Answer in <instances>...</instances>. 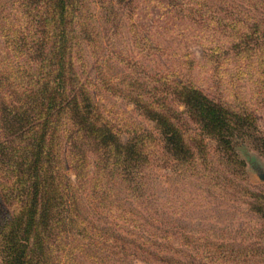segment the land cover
Instances as JSON below:
<instances>
[{
  "label": "trees",
  "instance_id": "obj_1",
  "mask_svg": "<svg viewBox=\"0 0 264 264\" xmlns=\"http://www.w3.org/2000/svg\"><path fill=\"white\" fill-rule=\"evenodd\" d=\"M186 23L202 32L217 99L194 81L201 66L188 51L154 65L168 51L159 29L182 35ZM86 59L97 83L83 78ZM246 80L264 101V0H0L2 264H203L226 251L209 242L204 255L195 236L169 234L153 175L232 189L264 218V191L241 182L237 153L248 143L264 156V131L237 93ZM99 90L154 130L116 123Z\"/></svg>",
  "mask_w": 264,
  "mask_h": 264
},
{
  "label": "rangeland",
  "instance_id": "obj_2",
  "mask_svg": "<svg viewBox=\"0 0 264 264\" xmlns=\"http://www.w3.org/2000/svg\"><path fill=\"white\" fill-rule=\"evenodd\" d=\"M180 29L182 35L177 32H164L161 29L156 33V40L165 44L168 51L160 54L154 65H165L172 61L171 58L176 60L183 51H188L191 58L201 66L194 72V81L206 93L217 99L220 94L213 84L214 80L211 79L212 71L209 66L202 67L207 59L200 44L201 30L187 23L182 24ZM83 63H86L81 67L84 80L89 84L97 83L93 61L86 59ZM229 79L231 78L216 76L215 80L227 83ZM98 92V101L112 113L116 123L128 125L129 129L154 130L155 124L143 117L131 102L104 90ZM237 93L241 96L240 104L245 105L244 108L256 115L258 125L264 131V101L253 95L252 82L246 80L239 83ZM207 143L217 158L216 143L212 140H208ZM237 153L244 162L243 170L241 169L244 172L243 180L237 179L254 190L264 191V156L248 143H240ZM158 168L153 175V191L160 197L159 205L163 203L165 205L163 210L165 209L164 214L169 222V234L179 232L186 236H195L205 245L206 250L201 249L203 252L206 251L204 255L211 249L209 242L231 245L226 251L217 250L212 259L203 258V264H264V218L256 215L247 204L241 202L238 199L239 195L234 196L235 192L232 189L227 190L228 194L220 192L214 194L212 191L206 193L198 182L190 184L187 181H177L175 177L168 176L172 174L171 169ZM241 170L237 169L234 172ZM230 171L232 173V170ZM4 209L5 206L0 201V212ZM135 209L144 211L142 206H135ZM173 243L175 246L178 245L177 240ZM224 252L227 254L222 257ZM132 260L131 264H147L143 259Z\"/></svg>",
  "mask_w": 264,
  "mask_h": 264
}]
</instances>
